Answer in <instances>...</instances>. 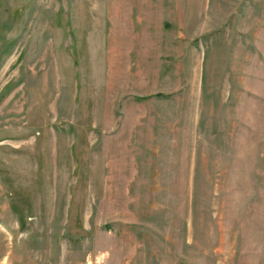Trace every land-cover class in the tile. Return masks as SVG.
I'll return each mask as SVG.
<instances>
[{
	"label": "rangeland",
	"instance_id": "1",
	"mask_svg": "<svg viewBox=\"0 0 264 264\" xmlns=\"http://www.w3.org/2000/svg\"><path fill=\"white\" fill-rule=\"evenodd\" d=\"M0 264H264V0H0Z\"/></svg>",
	"mask_w": 264,
	"mask_h": 264
}]
</instances>
